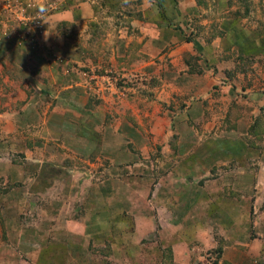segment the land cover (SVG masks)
Returning <instances> with one entry per match:
<instances>
[{
    "label": "rangeland",
    "instance_id": "rangeland-1",
    "mask_svg": "<svg viewBox=\"0 0 264 264\" xmlns=\"http://www.w3.org/2000/svg\"><path fill=\"white\" fill-rule=\"evenodd\" d=\"M3 1L21 3L28 17L38 15L39 3L47 6L39 18L40 33L34 32L31 22L28 26L20 23L16 11L3 14L16 29L13 33L0 24V38L12 39L18 48H39L44 19L68 9V4L69 8L79 2L97 6L92 10L97 9L103 18L83 27L88 33L86 41L76 35L75 25L69 29L68 24L57 23V30L50 34L53 39H47L52 51L48 48L17 61L18 55L10 58L0 52V62L7 61L0 68V85L7 78L13 80L10 87L20 88L27 79L25 99L33 98L38 107L48 111L61 103L66 109V95L58 90L66 91L67 83L85 93L80 92L84 100L76 104L84 120L72 117L74 121L63 129L54 124L58 127L55 139L35 134L33 141L23 143L21 136L9 138L5 120L10 115L0 118V264H162L164 248L170 249L174 264H264V134L254 139L247 132L252 118L264 113V55L255 59L254 68L251 63L235 64L240 73L252 72L249 78L238 71L228 74L237 57L230 50L219 53L217 62L205 63L204 70L202 52L177 50L174 58L169 51L172 45L148 48L140 57L130 41L134 2L125 0L111 9L104 0H0V4ZM251 1L260 5L262 20L256 19L264 25V0ZM158 18L162 20L161 14ZM201 18L186 19L181 29L190 39L197 33L210 42L211 34L218 32L217 17L213 14L202 20L205 28L200 30L197 21ZM209 30L213 31L204 34ZM260 32L264 35V27ZM121 39L129 42H124L123 54L116 50ZM77 45L81 50L69 53ZM35 60L48 66L41 68ZM18 61L22 69L17 64L13 68L11 62ZM194 66L201 72L189 70ZM166 72H172L170 81L164 77ZM237 78L242 82L235 85L231 80ZM51 79L52 86L48 84ZM226 84L233 87L228 89ZM19 101H11L6 112L12 114ZM193 101L197 108L191 107ZM240 107L243 116L237 111ZM230 109L237 114L231 120L234 127L227 129L224 117ZM84 111L95 119L97 125L92 127L97 136L103 134L105 125L113 132L117 127L118 133H126V122L138 127V135L117 134L115 145L108 144L104 157L89 150L83 154L74 148L79 147L74 141L80 142V137L74 136L72 126L91 120L84 118ZM192 112L200 115L191 120ZM206 115L208 121L202 119ZM43 116L53 130L48 123L52 117ZM219 118L218 130H212ZM40 122L31 129L40 131ZM200 122H208L206 129H195ZM120 123L125 124L118 128ZM229 130L231 134L226 133ZM67 140L70 149L62 146ZM206 143L211 150L204 153ZM218 145H229L226 153L234 158L227 160ZM225 189L237 195L225 197ZM220 242L222 251L215 259L209 250Z\"/></svg>",
    "mask_w": 264,
    "mask_h": 264
},
{
    "label": "crops",
    "instance_id": "crops-1",
    "mask_svg": "<svg viewBox=\"0 0 264 264\" xmlns=\"http://www.w3.org/2000/svg\"><path fill=\"white\" fill-rule=\"evenodd\" d=\"M125 0H104V3H106L111 9L120 7V2H124ZM131 1L132 3H135V8L134 10V16L131 18V26H133L132 30H134V33L131 35V42L133 43V46L135 47L136 54L140 55V57L143 56V51L151 49H162L164 46L167 45H172V47L169 49L171 51V54L174 55V58L176 56L177 50H185V52H191V51H196V52H202V58H200V66H202V69L204 70L205 68V63H215L218 60V54L222 52H228L229 50L234 52L236 54H241L242 56H254L257 58L260 54L264 55V35H261L262 33L261 28L264 27L263 23H259L256 18H259L258 20H262L260 17V13L258 10V7L260 5H255L253 1H241V0H127ZM117 2V3H116ZM157 2V3H156ZM70 3V2H69ZM156 3V4H155ZM206 3V5H204ZM69 5V4H68ZM66 5L68 9L65 10H60L52 14L51 16L46 17L45 20V31L48 30L49 32H52L51 34L53 35L54 32L57 30V26L55 28V25L57 23H66L68 24L71 28L73 29V26L75 25V28H78L76 32V35H79L80 38H82L83 41H86L88 38V33L85 28L87 25H89L91 22L90 20H95L98 22V19L103 18L99 11L94 12L92 9L97 8V6H92L89 5L88 3H83L79 2L75 8L71 7V5ZM158 5L160 6V9L162 13L165 15L163 20L159 21V9ZM93 7V8H92ZM106 7V6H105ZM256 9V16H253L254 9ZM110 10V9H109ZM210 11V15L208 13L207 18L210 19V17L215 14L217 24L214 23L213 25L215 26L216 24V29L215 31L218 30L216 34H211L210 36V42H205L203 36L200 34L196 33L195 37H192L190 40L184 39V32L183 29H181V25H183L189 19H194V18H199L202 17L201 20L199 19L197 23H199L200 30L202 28H205L204 25H201L202 20H206L207 18L205 17L206 12ZM169 21L171 24L172 22H177L179 24L180 29L178 28H172L170 25H166V22ZM210 21V20H209ZM11 20L7 19V17H4L3 14H0V24L2 27L6 28V26L10 27L12 32H15L16 26L13 27L10 24ZM161 25V27L159 26ZM212 24H210V29H213ZM213 30H209L205 32L204 34L210 33ZM13 32V33H14ZM63 36L67 37L68 33H64ZM101 37V36H100ZM214 37V38H213ZM50 39H53V37H50ZM134 38V39H133ZM212 38V39H211ZM252 39L257 41L258 43H262L257 46V50L253 51L256 47L257 44L252 41ZM134 40V41H132ZM79 42V39H78ZM127 42V41H124ZM123 42V39L119 40L116 43V50L118 53L123 54L124 52V46H126ZM130 42V43H131ZM81 43V41L79 42ZM151 43V44H148ZM40 46L39 48H30L29 46L23 45V47L18 48L17 44L12 40H5L0 38V52L6 53L9 55L10 58H12L10 55L16 54L18 55L17 58H15V61L19 60H24L26 56L33 57L34 55L37 56L38 53L40 54L41 52L47 51L50 46L52 47L50 41L45 40V38L40 37V40L38 42ZM37 44V45H38ZM75 48H79L81 50V47L79 45L74 46L73 49H69V53H71V50H74ZM49 50V49H48ZM52 51V49L50 48ZM150 50V51H151ZM149 52V51H148ZM181 52V51H180ZM42 54V53H41ZM170 54V52H169ZM170 54V55H171ZM200 55V54H199ZM113 57V56H112ZM234 59V65L232 69L228 72L229 75H233L234 71H238L239 74L241 75H246L247 78H249V73H240L239 67L236 68L235 64H239V61ZM40 59L42 60V55H40ZM113 63V60H111ZM163 62V61H162ZM2 63V64H1ZM13 68L17 64L18 69H22L21 62H11ZM34 63H37L39 67H47L46 62L43 63L42 61H36ZM256 60L251 63L250 68H254L256 65ZM262 67L264 68V59L261 61ZM7 61H4V59H1L0 62V68L1 66H6ZM205 65V66H204ZM245 67V66H244ZM249 67V65H248ZM23 70H19L18 72H22ZM226 72V71H225ZM172 72H166L164 74V77L169 80V77H171ZM52 74V73H51ZM253 73L251 72L250 75ZM179 77H183L181 74ZM68 79H72L71 76L68 75ZM192 80H195L196 78L194 76L190 77ZM66 79V83L68 81ZM184 79V78H183ZM4 80V79H3ZM52 81L51 79L48 84L52 86ZM235 85L238 83H241V79H233L231 80ZM13 80L5 79L4 85H0V118L5 117L7 115L9 117V120H5V124H8V126L5 127V132H9L8 134L10 135L9 138H14L21 136L23 138V143H27L32 140V136L37 134L39 137H43V135H48L52 138L55 139L56 137V129L59 127L60 129H63L65 125L68 127L69 121H74L71 118L74 117V119H82V116L78 115L79 110L77 109L76 104L80 102L81 100H84V97L80 95V92L85 94L81 88L77 87H71L69 83H67V89L66 91L58 90V94H62V96L66 95V99L63 101L65 103L66 109H64L61 106V103L51 107L48 111L46 110V107H38V105L35 104L33 101V98H26V93L24 92V89L27 87V79H25L23 82L19 84L20 88H14L15 86L13 85V88L10 87L12 84ZM61 82V79L57 81L59 84ZM36 89H39V86H37L35 83ZM7 86L8 88H5ZM228 89H231L233 86L232 84H226ZM65 87V86H64ZM196 87V86H195ZM41 90V88H40ZM199 92V91H198ZM54 93V91H53ZM32 97V96H31ZM15 100H20L18 108H14V112L11 114L10 112H6V109H10V102ZM61 99H56L54 102H57ZM205 101V99L201 100ZM238 101V99H237ZM242 102V101H239ZM193 105L191 107L197 108L198 103L196 101L192 102ZM200 104V103H199ZM241 106V103H239ZM182 107L185 109L184 105L182 104ZM182 107L179 105L180 110H182ZM39 108V109H38ZM241 108V107H240ZM40 111V112H39ZM186 111V110H184ZM195 111V109H194ZM238 113L243 116V113L245 112L242 108L237 110ZM188 112V111H187ZM42 113V114H41ZM75 113V115L73 114ZM46 114L45 117L49 116L51 118V122L48 121V123L53 127V130H51L47 124V122L43 121V115ZM97 114V113H96ZM200 115V113L195 112V113H189L188 117L191 120H195V117ZM42 115V116H40ZM84 118H91L90 121H80L83 123V125L79 127H75V123L73 127L74 129V136L75 137H80V142L78 139L74 141L76 146L79 147H74L78 148L83 152V154L88 153L89 151H95L98 152L102 157L106 156L107 153L105 152L107 150L108 144L110 143H116L117 141V134H126L127 135H138L137 134V129L138 127L132 125L131 123L126 122L128 125H124L126 129V133H118L117 127L115 128L114 132L113 130L108 128L107 125H105L103 129V134L98 135L96 133V130L93 125H97L95 122V119L90 115L89 112L84 111ZM13 116V117H11ZM224 116V114L222 115ZM98 118H100V115L98 113L97 115ZM41 118V120H40ZM93 118V119H92ZM223 118V117H221ZM219 121L216 122V126L212 130H218V126L220 125V119ZM204 121H208L209 119L207 118H202ZM84 120V119H82ZM98 120V119H97ZM240 120V119H239ZM36 121H41V130L40 131H34L33 129V124ZM1 122V119H0ZM53 123V124H52ZM208 122L204 123L200 122L199 125H196L195 129H200L205 128L206 129V124ZM56 124L57 126H55ZM72 124V123H71ZM80 124V123H78ZM77 124V125H78ZM125 124V123H122ZM121 123L118 125V128L122 125ZM204 131V130H201ZM221 131V130H220ZM235 131V130H234ZM200 132V130L198 131ZM232 131H228L226 133L231 134ZM190 135L192 134L191 131L188 132ZM111 134L113 136H111ZM72 134L69 136L71 138ZM135 137V136H134ZM109 141H106L105 139H108ZM17 140V139H16ZM93 142V143H91ZM63 144V143H62ZM62 146L64 147H72L71 144L67 140V145L63 144ZM199 146V145H198ZM211 144L206 143L204 145L205 148H207L205 152L210 151ZM116 147V146H115ZM229 148L228 146L222 147V145H218V149L226 153L227 149ZM70 149V148H69ZM244 152H252V149L245 150L243 149ZM74 152V149H72ZM263 151V150H262ZM112 154V153H111ZM257 156V152L255 151L254 153ZM113 155V154H112ZM120 153H115L113 157L115 158L114 161L116 160V157L119 156ZM128 157V154L125 155ZM195 156H197L195 154ZM226 159H232L234 158L230 156L229 152L226 153ZM201 161V164H203V159L202 157L199 158ZM134 162V161H133ZM132 163V161L130 162ZM131 166V165H130ZM199 175V174H196ZM195 175V176H196ZM158 209H155L156 214L158 213ZM116 223V222H115ZM119 223V221H117ZM159 226L160 223L158 222Z\"/></svg>",
    "mask_w": 264,
    "mask_h": 264
},
{
    "label": "trees",
    "instance_id": "trees-1",
    "mask_svg": "<svg viewBox=\"0 0 264 264\" xmlns=\"http://www.w3.org/2000/svg\"><path fill=\"white\" fill-rule=\"evenodd\" d=\"M241 1H246V0H241ZM158 9H159V14H161V19L163 20L165 15L162 13V11H161L159 6H158ZM166 25H170V26H172V28L180 29L178 24H175V25L174 24H170L169 21L166 22ZM3 38L6 39L5 36ZM185 39L186 40H190V37L185 36ZM192 58L193 57L191 56L190 59H189V62H190V60H192ZM236 59L239 61V64L242 65L243 63H253L256 58L254 56H252V55L251 56L247 55V56L243 57L241 54H237V58ZM195 68L196 67L194 66V68L192 67L189 70H196L195 72H197V73L201 72L200 69H198V68L195 69ZM32 75H36V70H32ZM236 114H235L233 109L227 110V112L225 114V117H224V123H226V128L227 129L234 127V125H233L231 120L233 119V117ZM247 132L252 137H254V139H260V137L264 134V113H258L257 115H255L252 118L251 123L247 127ZM250 143L252 144V142H250ZM234 195H237V193L235 191H229L227 189L224 190V196L225 197H232ZM221 251H222V242L218 243L216 247H214V248L209 250L210 253H213L215 255V259H217L220 256ZM162 252L164 253V254H162V255H164L162 264H174V261H172L171 257H170V253H169L170 249L169 248H164V249H162ZM165 252H168V254H165ZM215 259H213V260H215Z\"/></svg>",
    "mask_w": 264,
    "mask_h": 264
},
{
    "label": "built area",
    "instance_id": "built-area-1",
    "mask_svg": "<svg viewBox=\"0 0 264 264\" xmlns=\"http://www.w3.org/2000/svg\"><path fill=\"white\" fill-rule=\"evenodd\" d=\"M10 3L11 2L9 1H3V3L0 4V14H10L16 11L17 19L19 20L20 23L28 26V22H31V26L33 27L32 29L34 30V32L36 33L41 32L42 23L39 18H36L37 14L36 16L32 15L31 17L25 16L24 10L21 7L23 5H21V3L18 4L17 3L10 4Z\"/></svg>",
    "mask_w": 264,
    "mask_h": 264
},
{
    "label": "clouds",
    "instance_id": "clouds-1",
    "mask_svg": "<svg viewBox=\"0 0 264 264\" xmlns=\"http://www.w3.org/2000/svg\"><path fill=\"white\" fill-rule=\"evenodd\" d=\"M37 11H38V15L36 18H40L42 20L43 15L47 12V6L43 3H39L37 5ZM51 33L52 32H49L48 30L45 31V33H44L45 40L48 39V37L50 36Z\"/></svg>",
    "mask_w": 264,
    "mask_h": 264
}]
</instances>
